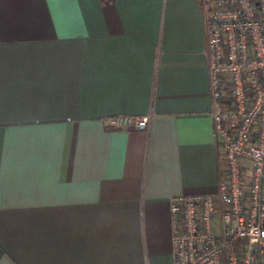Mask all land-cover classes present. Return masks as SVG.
<instances>
[{"label":"crops","instance_id":"obj_1","mask_svg":"<svg viewBox=\"0 0 264 264\" xmlns=\"http://www.w3.org/2000/svg\"><path fill=\"white\" fill-rule=\"evenodd\" d=\"M206 44L201 0H0V264H172L221 165Z\"/></svg>","mask_w":264,"mask_h":264},{"label":"built area","instance_id":"obj_2","mask_svg":"<svg viewBox=\"0 0 264 264\" xmlns=\"http://www.w3.org/2000/svg\"><path fill=\"white\" fill-rule=\"evenodd\" d=\"M201 2L221 165L215 193L169 199L172 264H264V0ZM109 121L143 130L150 115Z\"/></svg>","mask_w":264,"mask_h":264}]
</instances>
